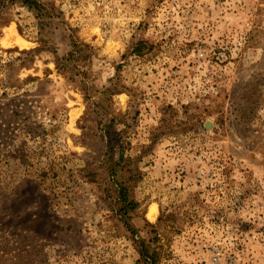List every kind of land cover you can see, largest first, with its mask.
I'll return each instance as SVG.
<instances>
[{"label": "rangeland", "instance_id": "1", "mask_svg": "<svg viewBox=\"0 0 264 264\" xmlns=\"http://www.w3.org/2000/svg\"><path fill=\"white\" fill-rule=\"evenodd\" d=\"M42 1L82 74L20 67L38 20L7 1L0 65L31 109L0 112V264H264V0Z\"/></svg>", "mask_w": 264, "mask_h": 264}, {"label": "trees", "instance_id": "2", "mask_svg": "<svg viewBox=\"0 0 264 264\" xmlns=\"http://www.w3.org/2000/svg\"><path fill=\"white\" fill-rule=\"evenodd\" d=\"M12 3H19L20 5L26 7L29 11L33 12L35 17L38 20V45L36 47L30 48V49H23L18 50L20 55L16 57V60H20L21 64L20 67H26L28 69L32 68L35 64L37 56H39L44 51H50L54 54L55 57V63H56V69L64 74L68 75V79L72 82H75V75H80L82 72H73L74 69L71 68L70 62L73 59V52L70 53L67 57H61L59 56L56 47L54 44H51V40L49 38V35L51 34V21H53L55 18L60 17V15L55 13V7L51 5L50 3L44 2L42 0H0V10L1 12L5 11L9 5ZM0 19H3V21L0 22V25L3 26L9 22V19L3 16H0ZM74 47L79 46L78 41L72 42ZM143 49H145V44L143 40H140L137 42V44H134L133 50L136 52H142ZM8 52H11V49L7 50ZM14 65H16V61H9L6 63H1L0 65V71L4 70L6 71L7 78L0 79V84L4 88L2 91L0 98H5L8 96V90L7 89H14V96L10 99L11 102L5 105V107L0 106V112L2 113V110L5 111L4 114L12 113L13 115L17 116V118H21L19 116H25V114L30 111L31 106L28 100L25 99L26 92H22L21 85H17V81H14ZM6 68V69H4ZM49 72H46V79ZM44 78H40L39 76H33L28 75L27 78L24 79L23 82H40L43 81ZM44 87L41 85V83H38V92H42V89ZM43 95V94H42ZM23 96V99H20V97ZM42 98V96H41ZM18 99V103H14L13 101ZM38 101L37 99H35ZM32 106L35 107L34 104ZM40 106V105H39ZM23 122V120H22ZM13 124L14 122L11 120V118H8V120L4 124ZM1 126V124H0ZM8 151L6 149L0 148V164L2 163L3 159L2 156L6 155ZM9 155V154H8ZM1 166V165H0ZM115 168L112 169V178L114 179L115 176ZM114 182L116 183L115 179ZM121 190L119 192V200L120 202L125 205L124 206V213H127L128 210L132 211L135 210L139 204L136 200L132 199L129 195L128 189L124 185H120ZM145 261H147V255H142ZM156 259H153L155 262Z\"/></svg>", "mask_w": 264, "mask_h": 264}, {"label": "bare ground", "instance_id": "3", "mask_svg": "<svg viewBox=\"0 0 264 264\" xmlns=\"http://www.w3.org/2000/svg\"><path fill=\"white\" fill-rule=\"evenodd\" d=\"M6 45L8 44V42L5 43ZM156 206L155 205H151L150 207V211H149V216L150 218H153L156 214Z\"/></svg>", "mask_w": 264, "mask_h": 264}, {"label": "water", "instance_id": "4", "mask_svg": "<svg viewBox=\"0 0 264 264\" xmlns=\"http://www.w3.org/2000/svg\"><path fill=\"white\" fill-rule=\"evenodd\" d=\"M207 125L209 126V125H210V123L208 122V123H207Z\"/></svg>", "mask_w": 264, "mask_h": 264}]
</instances>
